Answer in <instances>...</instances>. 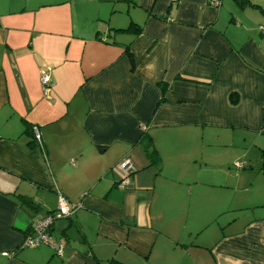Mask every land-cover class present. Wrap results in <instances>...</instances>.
<instances>
[{
  "label": "crops",
  "instance_id": "0c3cea01",
  "mask_svg": "<svg viewBox=\"0 0 264 264\" xmlns=\"http://www.w3.org/2000/svg\"><path fill=\"white\" fill-rule=\"evenodd\" d=\"M212 1L0 0V264H264V26Z\"/></svg>",
  "mask_w": 264,
  "mask_h": 264
},
{
  "label": "built area",
  "instance_id": "2783aa9c",
  "mask_svg": "<svg viewBox=\"0 0 264 264\" xmlns=\"http://www.w3.org/2000/svg\"><path fill=\"white\" fill-rule=\"evenodd\" d=\"M212 2L216 5L218 4V0H213ZM41 83L44 92H47L48 86L50 84V78L44 72H41ZM142 128H145V126H142ZM32 132L36 144L43 151L41 135L38 129L36 127H33ZM241 165L242 164L240 163H236V166L238 167H241ZM114 170L118 172L120 176V180L118 181L117 186L120 188H125L128 183V177L133 171L131 162L127 158H125L115 165ZM79 207H81L80 203H76L72 207L68 206L66 201L60 196L58 209L45 214L40 219L33 221L30 225L29 230L24 236V240L21 246L33 247L41 243L47 244L52 248L55 256L59 258L63 257L65 252V239L62 237L54 236L51 227L54 224V221L71 216L72 213ZM2 254L7 255L8 253L3 252Z\"/></svg>",
  "mask_w": 264,
  "mask_h": 264
},
{
  "label": "rangeland",
  "instance_id": "374dc122",
  "mask_svg": "<svg viewBox=\"0 0 264 264\" xmlns=\"http://www.w3.org/2000/svg\"><path fill=\"white\" fill-rule=\"evenodd\" d=\"M250 2L254 5H248V6L243 5L242 6L235 0H226V3H224L223 6L225 8H227L228 10L229 9L232 10V13L234 14V15H232V17L235 18L237 23H241L243 26H245L247 28L248 27L249 28L254 27L253 30L259 34L258 26L259 25L264 26V0H250ZM116 4H119V2ZM229 17H231V15ZM122 25H125V26L128 25L126 16L123 17V24ZM236 142H239V141L237 140ZM240 146H242V148L244 150L245 149L248 150V154L250 156L260 155V152L255 147L249 146L248 142L246 144L245 142L240 140ZM232 154H234V152H232ZM213 159H218V158L213 157ZM223 161H226V160H223ZM221 163H223V162L221 161ZM236 163L241 164L240 161L235 162V160L232 158V159L228 160L227 163H225V165H226V168L229 171H231V173H233V172H238L239 170H241V167L236 166ZM248 168H249V166L246 167V169H248ZM260 178L258 179V181L260 180L259 181L260 183L264 182V179H262V178L260 179ZM228 181H229V178H228ZM228 185H230V184H228ZM230 189L233 190V187L231 186ZM249 215H251V212H248L246 216H249Z\"/></svg>",
  "mask_w": 264,
  "mask_h": 264
},
{
  "label": "trees",
  "instance_id": "16d2710c",
  "mask_svg": "<svg viewBox=\"0 0 264 264\" xmlns=\"http://www.w3.org/2000/svg\"><path fill=\"white\" fill-rule=\"evenodd\" d=\"M235 1H237V2H238L240 5H242V6H243V5H254V4H252V3L250 2V0H235ZM132 29H133V28H132ZM117 30L124 31V30H128V29H117ZM138 30H139V28H138ZM125 51H126V53H127V55H128V58H129L130 70L133 72L134 69H135V64H134V59H133L131 53H130L129 50H128V46H126ZM163 100H164V93L162 94V97H161L160 101H163ZM229 101H230L231 103H233V104L236 103V102H237V95L234 94V93L230 94V95H229ZM30 132H31V135H32L31 128H30ZM143 138H144L143 145H144L145 150L148 152V154L151 156L152 159L159 160V157H158L157 151L155 150V148H154L152 142L150 141V138H148V135H147V136L145 135ZM32 142H33V143L35 142L34 138H33ZM20 199H21V203H22L23 205H25V206H29V207L32 206V203H33V202H32L29 198L21 197ZM51 212H52V211H51ZM48 213H49V212H48ZM30 225H31V224H30ZM29 228H30V226H29ZM29 228H28V230H29ZM28 230H27V231H28ZM27 231H26V233H27ZM26 233H25V235H26ZM20 247H22V246H20ZM109 264H124V263H121V262H119V261H117V260H115V259H111V260L109 261Z\"/></svg>",
  "mask_w": 264,
  "mask_h": 264
}]
</instances>
